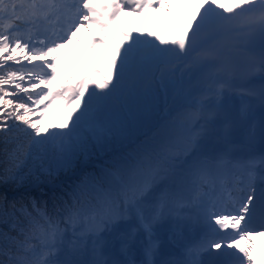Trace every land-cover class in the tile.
<instances>
[{"label": "snow or ice", "instance_id": "6c2138e0", "mask_svg": "<svg viewBox=\"0 0 264 264\" xmlns=\"http://www.w3.org/2000/svg\"><path fill=\"white\" fill-rule=\"evenodd\" d=\"M188 2L194 10L187 24L166 37L114 25L129 14L159 10L167 0H0V264H120L105 258L111 254L107 237L129 213L149 235L144 252L154 264L152 227L167 208L201 231L185 245L183 259L166 264H254L252 237L264 235V151L236 153L220 98L241 52L244 75L264 72V0ZM81 30L88 33L87 47L107 49L105 70L82 68L79 79L61 81L59 50ZM225 36L234 39L224 42ZM149 62L187 69L183 103L132 151L70 191L62 189L55 174L87 166L93 149L106 144L96 128L104 101L126 72ZM245 92L264 106V84ZM54 103L62 119L46 125ZM245 111L254 145L251 106ZM259 138L264 148V116ZM35 188L42 198L32 195ZM120 242L126 245L127 238ZM86 253L92 258L83 259Z\"/></svg>", "mask_w": 264, "mask_h": 264}, {"label": "bare ground", "instance_id": "6f19581e", "mask_svg": "<svg viewBox=\"0 0 264 264\" xmlns=\"http://www.w3.org/2000/svg\"><path fill=\"white\" fill-rule=\"evenodd\" d=\"M179 2H174V5H178ZM163 4V3H162ZM162 4L159 6V14H164V12L166 11L167 9V6H162ZM186 5H191V8L193 7V5L191 3L188 2V0L186 1ZM182 12V10L180 11ZM146 14H144V17H145ZM155 16H153L151 19H154ZM183 25H186L187 24V20L183 19ZM149 27L151 26L150 24L148 25ZM166 34H169V35H175V31L173 32H170V30H166L165 31ZM224 42V37L221 38ZM240 67L241 69H246L247 67V57L243 56V55H240V58H239V62H238V65H237V68ZM235 74H239V71L237 69L236 73ZM169 78L171 77V72L168 74ZM243 83L244 85H247V88L246 89H249V88H253L255 87L257 90L259 89V86L261 84H264V78H262V76L260 77V79H258V81L256 83H254L253 85H250L242 76H239V78L234 82V84L236 86H239V87H242L240 86V84ZM245 89V90H246ZM231 98H234L235 94L234 95H230ZM248 97L250 98L249 101H248ZM257 97H250L248 96L246 93H245V96L244 98H242L241 100L237 101L242 107H244L246 104L252 106L253 104H255V102L257 101L256 100ZM122 103H125L124 101ZM223 110V114H224V117H225V122L227 123H231V124H234V125H239L240 123V120L243 121V127H247L249 128V124L250 122L246 119V118H242L243 116V112L241 109H236L234 108V110H232V108L230 110H226L225 108L222 109ZM120 111V110H119ZM230 114H232V116H230ZM234 116H236V118H234ZM252 124H255L256 126V132H257V137H256V141H255V144H259L260 142V138L259 137V125H260V121H254L252 120L251 121ZM115 148H116V144L115 146H112V145H108V147L106 148V153H107V157H100L99 158V162H98V166H99V169H101V167H104V166H107L110 162H111V159L114 155V152H115ZM95 158H96V153H92L90 158H89V163H87V166H85V175H90L92 170H93V166H94V162H95ZM99 171L100 170H96L95 173H94V176L98 175L99 174ZM68 180L64 181L60 187L62 189H64V185H67L68 184ZM13 196H11L9 199H12ZM111 247V246H110ZM111 253L114 255L115 251H114V248H112L111 250ZM121 255V254H120ZM158 259V258H156ZM153 260L154 264H155V260ZM124 264H128V262H124Z\"/></svg>", "mask_w": 264, "mask_h": 264}, {"label": "rangeland", "instance_id": "374dc122", "mask_svg": "<svg viewBox=\"0 0 264 264\" xmlns=\"http://www.w3.org/2000/svg\"><path fill=\"white\" fill-rule=\"evenodd\" d=\"M180 2L181 0H167V7H170V3L171 2ZM87 32H85L84 30H81V33L78 34V37L70 44H67L64 48L60 49L63 51V53L67 56L65 58V61H69L70 63L76 65V58L74 59L73 58V55L75 53H82V49H81V44H84V45H87L88 44V39H87V36H86ZM228 38V37H227ZM229 39V38H228ZM94 51L95 49L97 48H101V49H106L104 48L103 46L97 44L93 47H91ZM59 50V51H60ZM107 50V49H106ZM61 75L62 72H61ZM258 99V98H257ZM2 193V191L0 192V194ZM258 239L264 241V235H262L261 237H259Z\"/></svg>", "mask_w": 264, "mask_h": 264}, {"label": "trees", "instance_id": "16d2710c", "mask_svg": "<svg viewBox=\"0 0 264 264\" xmlns=\"http://www.w3.org/2000/svg\"><path fill=\"white\" fill-rule=\"evenodd\" d=\"M29 167H33V166H30V165H29ZM24 172H25V175L27 176V174H28V168H25V169H24ZM62 174H63V171H59V172H57V176H56V178L60 177ZM0 186H3V185H0ZM27 186H31V185H27ZM3 187H4V186H3ZM8 188L14 190V188H13L11 185H9ZM29 190L31 191L32 188L29 189ZM21 191H23V189H21ZM41 191H42V189H40V188H35V190L32 191V195H33V196H36L37 198H42L41 195H40ZM43 191H47V188H44ZM4 193H5V192L2 191L1 194H4ZM18 196H19V195H17V198H18ZM8 198H10V197L8 196ZM3 226H4V225H0V228H3Z\"/></svg>", "mask_w": 264, "mask_h": 264}]
</instances>
